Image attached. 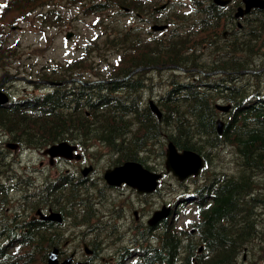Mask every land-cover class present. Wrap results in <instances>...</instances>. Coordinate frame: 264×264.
<instances>
[{
  "label": "trees",
  "instance_id": "trees-1",
  "mask_svg": "<svg viewBox=\"0 0 264 264\" xmlns=\"http://www.w3.org/2000/svg\"><path fill=\"white\" fill-rule=\"evenodd\" d=\"M112 1L124 3V0H110L109 3ZM249 24L252 36L240 49H233L232 45L227 46L229 49L224 47L225 58L221 64L218 63L219 67L240 71L247 67L248 61L239 55H246L249 51L253 55L264 45V8L254 11ZM190 45L184 40L159 43L156 54H139L138 51L149 50V46L139 48L137 42L132 40L130 49L134 53L122 64L120 62L124 70L112 76L120 73L126 76L140 66L182 64L181 49H187ZM190 60L197 63V59ZM45 76L52 79L61 76V80L65 78L55 71ZM137 84H140L138 79L129 78L95 85L79 81L56 85L50 88V92L40 94L35 99H24L0 108V132H6L10 139L34 148L63 139L75 140L85 147L91 142L101 143L100 146L108 147L120 159L138 158L141 152L146 151L147 142L159 139L162 126L168 139H172L180 148L201 152L207 162L211 161V152L223 143L232 145L237 154V174L226 177H221V174L215 177L213 174L219 186L212 191V202L203 209L197 224L205 252L196 254L200 243L193 242V236L189 235L185 246L190 247L189 252H194L196 259L194 263L193 255L188 252L183 264H237L236 260L245 245L264 238V218L261 219L264 212V184L260 177L264 173V105L252 108L254 110L241 109L236 114H228L221 134L217 132L220 112L215 107V101L219 97L233 102L241 101L247 95L244 87H237L236 84L228 86L222 82L221 87L214 83L211 89H199L196 84H181L168 91L167 98L161 99L163 116L158 119L150 108L139 104L138 100L118 94L121 85L131 91ZM163 153L162 150L160 154ZM61 189L72 192L68 183L63 184ZM58 190L52 181L46 185L44 200L38 197L34 201L29 199L30 204H35L34 207L41 204L61 208L62 198L58 196ZM27 197L23 198L26 200ZM3 199L4 193L0 195L1 202ZM65 200L72 203L73 210L69 211L74 223L87 221V214L75 210L82 200L87 203L84 195L66 194ZM25 228L28 232L23 234L22 230L19 235L15 227L7 222L3 224L0 230V264H47L49 248L63 239V231L53 223L30 219L25 223ZM179 233L181 238L183 232ZM178 235L168 230L158 247V255L162 254V257L156 264H174L176 254L184 246ZM16 241H20V246L8 245ZM168 249L172 251L169 253Z\"/></svg>",
  "mask_w": 264,
  "mask_h": 264
},
{
  "label": "rangeland",
  "instance_id": "rangeland-1",
  "mask_svg": "<svg viewBox=\"0 0 264 264\" xmlns=\"http://www.w3.org/2000/svg\"><path fill=\"white\" fill-rule=\"evenodd\" d=\"M43 1L51 2V4L44 9L43 6L36 4V1L21 0L20 3L12 7L10 4L6 8L0 6V33H4L0 35V83L5 87H10L8 90L14 95H12L13 98H20L23 90H33L36 88L35 85L30 84L31 82L42 81L39 77L45 76L44 70H50L53 67L68 64V62H73L75 67L81 68L82 71L92 72V76L94 72H97L96 74L99 76L107 74L112 64L115 63L114 61L118 58V55L112 53L107 47L116 45L115 42L106 41L110 36L120 31V27H116L113 24H119L124 27L129 22H135L134 18L121 15L120 12L112 9L97 15L85 13L84 8L87 5L72 4L68 0ZM67 32L71 33V37L68 38ZM84 49L94 50L89 54H85L83 52ZM56 68L59 70V67ZM16 74L23 75L19 77L24 78L25 81L20 79L12 81L11 76H18ZM165 90L161 89L160 91L164 92ZM83 154H86L89 162L95 164V171L92 177H98V181H100L104 170L103 164L108 160L107 157H104L96 164L95 158L91 153L83 152ZM232 154L233 148L227 147L225 153L221 155V159L213 157V163L205 174H200L188 180V183L192 187H196L204 181L210 171L228 170L234 165L231 162ZM21 158L20 167L27 168L28 175L33 173L36 175L37 171L34 170L39 168L38 153L34 154L31 150L22 154ZM160 160L161 158H157L156 161L159 162ZM45 163L49 164L48 158H46ZM76 166H79L76 161L61 160L59 163L51 165L48 171L54 177L60 173V169L71 171ZM172 183L178 184L176 178L170 175L163 181V185L166 187ZM121 190L123 191H114L119 198L134 196L132 191L127 188ZM106 192L110 193L108 190ZM139 198L148 200L150 203L154 200L157 203L158 201H162L160 194H151ZM136 200L137 198L134 197V200L126 202V207L129 208L133 202L136 203V208L140 209L138 218L142 217L147 220L150 216L144 217L143 215H147L149 212L153 214L155 210L151 212L149 210L151 208L150 204L145 203V205H141ZM162 204L158 203L157 205L161 206ZM152 208H154V205ZM133 210L127 211L129 212L128 224L133 221ZM262 217L264 218V214ZM261 245L264 246V240L258 243L255 250ZM63 248L64 254H68L74 248H77L78 258H84L85 252L77 244V241ZM252 252L250 251L248 259L252 257ZM263 263V251L258 250L256 259L247 264Z\"/></svg>",
  "mask_w": 264,
  "mask_h": 264
},
{
  "label": "water",
  "instance_id": "water-1",
  "mask_svg": "<svg viewBox=\"0 0 264 264\" xmlns=\"http://www.w3.org/2000/svg\"><path fill=\"white\" fill-rule=\"evenodd\" d=\"M255 4L263 5L264 1L255 0L254 5ZM5 101H7V97H6L5 93H3L0 90V103H3ZM153 109L160 115V111H159V109L156 106H153ZM75 147L76 146L69 145L67 142H62V143H60L58 145H53L49 149V151L52 154H65V155L69 156V155H72V150ZM196 157H197V155H196ZM199 159H200L199 160V165H202L203 161L201 160L200 157H199ZM194 161H195L194 153H192L191 151H188V150H184L182 153H180V152L177 151V149L173 145V143L170 142L169 149H168V152H167V161H166L168 169L173 170L175 173H177L178 172V167H181L183 165H186V167H187V165L189 163H193ZM142 169L143 168L138 163L127 162V163H125L122 166H118V167H116L113 170H109L107 172V174L112 172V174H110V176H109L110 179H111V182L127 180L131 184L139 186L141 182L136 177V175L141 173ZM145 173L147 174L149 172L146 171L145 169H143V175ZM143 182H145V180H143ZM55 254H56V250L51 253L50 264H59L55 260ZM62 264H69V262L65 261ZM78 264H85V263H80L79 262Z\"/></svg>",
  "mask_w": 264,
  "mask_h": 264
},
{
  "label": "bare ground",
  "instance_id": "bare-ground-1",
  "mask_svg": "<svg viewBox=\"0 0 264 264\" xmlns=\"http://www.w3.org/2000/svg\"><path fill=\"white\" fill-rule=\"evenodd\" d=\"M28 77V76H27Z\"/></svg>",
  "mask_w": 264,
  "mask_h": 264
}]
</instances>
